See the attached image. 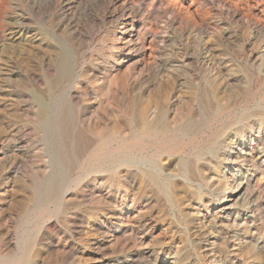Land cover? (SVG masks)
I'll list each match as a JSON object with an SVG mask.
<instances>
[{
    "label": "rangeland",
    "instance_id": "1",
    "mask_svg": "<svg viewBox=\"0 0 264 264\" xmlns=\"http://www.w3.org/2000/svg\"><path fill=\"white\" fill-rule=\"evenodd\" d=\"M0 8V264H264V181L255 197H236L237 221L223 231L210 225L217 206L199 207L187 186L171 198L152 187L134 192L126 172L123 179L109 169L81 175L101 145L90 131L128 129L135 97L223 99L238 104L234 115L263 100L264 31L253 25L264 27V0H0ZM127 10L128 22L142 27L134 40L119 34ZM258 124L226 138L234 140L237 184L246 180L247 155L264 150V121ZM176 164L162 166L175 175ZM133 193L150 197L140 218ZM254 213L258 221L240 226Z\"/></svg>",
    "mask_w": 264,
    "mask_h": 264
},
{
    "label": "bare ground",
    "instance_id": "2",
    "mask_svg": "<svg viewBox=\"0 0 264 264\" xmlns=\"http://www.w3.org/2000/svg\"><path fill=\"white\" fill-rule=\"evenodd\" d=\"M229 7L231 8L232 5ZM140 12H142V11L140 10ZM237 13H235L234 15H237ZM131 14L132 13L127 10L124 13L125 16L121 17V19L125 18V22H124L125 25L122 22L124 25V29L119 30V34H121L123 36L129 35L132 38L134 36L136 37V35L141 32L142 27L140 28L134 22L133 23L128 22L132 19L130 16ZM159 15H160L159 17H164L165 13L162 12ZM250 21H251V19H250ZM254 21L253 22L255 24L253 26H254L255 30L257 31V33L263 32L264 27H262V24H260L261 21H260V23H258V20H257V22H256V20H254ZM1 26L2 25H0V27ZM15 27H17V26H15ZM20 36H18V37H20ZM147 36H149V34H147ZM9 39H10V37H9ZM120 39L124 40L125 38L124 39L120 38ZM132 39L134 40V38H132ZM33 45H35V44H33ZM142 48H144V47H142ZM211 53H212V51L210 49L209 50L207 49V51L205 52L206 56L205 57L203 56L204 59L205 60L208 59L210 57ZM203 55H204V53H203ZM2 71H4V70H2ZM2 71H1V73H3ZM58 73H60V72H58ZM12 76H11V78H12ZM66 76H67V74H66ZM261 77H262V75H261ZM106 88H109V87H106ZM172 93L162 92L161 94L154 96V97H152V96L144 97L142 95V96L135 97V98L131 99L130 101H128V104H129L127 107L128 108V112H127L128 113L127 114L128 115V129L124 128V130H120V131L116 132V134L113 132L111 134L110 133L106 134L105 132H103L101 130L99 131L96 129H94L93 131H90L91 134H94L98 138V140L101 141V145L100 144L97 145L94 148L95 151L91 152V155L88 154L89 155V160L87 162L88 166L86 163V166L84 167L83 173L81 175L85 176V175L93 173V172H99L100 173V172H104L105 170L109 169V170H113L116 173L115 176H117V174H118V176H120L122 178L121 173L126 172L127 177L128 178L131 177V179H132L131 185L134 187V190H135L134 192L140 191V193L145 194L146 191L150 187H152L155 190H157L160 194L165 195V196H170L171 198H172L171 195L174 193V191H178V188L180 186H182V185L187 186V188L189 190H191L190 195L191 196L193 195V198H195L197 200L199 207H203V209H206V211L210 212L211 207L217 206L216 210L214 212L212 211L213 213L211 215L210 225L212 227L218 226L223 231L229 230L232 226H234V224L236 223L237 218H238V217H235L237 215H234L233 210H234L235 204H232V202L236 199V197H240V195H242V192L243 193L248 192L251 195V198H253V197H255L257 190H259L261 188L262 182L264 181V150L259 152V153H255V154L253 153V154L247 155V157H249L248 160L250 161L251 165H250V168L248 169V171L246 173V180H245V182H242V183L240 182L239 184H237V180H235L236 174H233L234 173L233 172V170H234L233 166H236L238 157L235 156V154L237 155V153H235V151H234L235 146L231 145V142L233 139L230 140L229 142H227V141L229 140V138H231V136H237L238 131H240L242 129L250 131L252 133L256 129V126H258V128L260 129L261 125L258 124V122L264 121V118L262 117V118H259V120H258L257 115L260 111H262V110L264 111V99L259 101V102H255V104L253 106L254 108L247 109V111H244L239 115H234L233 113H231V109L236 104L232 105L231 101L224 102V101H222L223 99L220 101L219 99L215 100L212 98V100H211V98H210V100H206V101L201 102L200 100H196V99L193 100L191 98L190 99H179L177 96H175ZM193 93L196 94L195 92H193ZM202 93H203V91H202ZM8 96H10V95H8ZM237 97H239V96H237ZM34 99H35V102L38 106L39 114L42 115V113H44V110H45V104L43 101H41L39 96L35 95ZM128 100H129V98H128ZM245 102L247 103V101H245ZM235 103H237V102H235ZM238 103H239V101H238ZM181 107H185L186 111L182 112L181 110H179V108H181ZM246 108H248V106ZM15 111H14V113H15ZM26 112H27V110H26ZM28 113L29 112H27L26 114H28ZM261 113L262 112H260V114ZM29 114H28V116H29ZM32 117H34V116H32ZM92 119H94V118H92ZM104 124H105V122H104ZM112 124H113V122H112ZM85 127H87V126H85ZM103 127L105 128V126H103ZM111 128H113V127H111ZM15 129H18V127ZM109 129H110V127H109ZM115 129H116V127H115ZM257 131L259 134H261V131H259V130H257ZM257 138H259V137L257 136ZM252 139H253V137H252ZM261 139L262 138H259L258 141L261 142ZM106 142H111V145L116 144V146L113 148H108L105 145ZM102 143H104V144H102ZM87 146H89V145H87ZM255 148H256V145H255ZM256 149H258V148H256ZM252 150H253V147H252ZM89 152H90V150H89ZM165 159L166 160L167 159H176V161H177L176 167L180 173H177L175 175L166 173L165 171L169 170L170 168L167 170H164L162 163H163V160H165ZM172 166L175 167V165H172ZM204 166L210 167V169H209L210 173L208 175H206V177H202V175H201L202 167H204ZM109 174H111V173H109ZM124 178H126V175ZM128 181H129V179H128ZM138 183H140V184H138ZM225 185L228 187V191H227V193H225L224 197H222V199H220L219 196L221 193H223V189H224ZM203 186H205L204 189H202ZM98 188L100 191V187H98ZM233 188H234V190L232 193H234V195L229 196V193H231V190ZM52 193H54V192H52ZM260 194H262V193H260ZM54 195H56V194H54ZM139 196H140L139 193H133L132 204H131V208L136 212L137 218L142 217V213H141L143 210L142 207H146L148 205L147 203H148L149 198H150L146 195L140 196V197ZM173 196H174V194H173ZM234 196H235V198H233ZM127 197H129V196H127ZM122 199H124V198L122 197ZM119 201H118V203H120ZM126 205L128 206V204H126ZM118 206L119 205H117V207ZM175 207L177 208L178 206H175ZM141 208H142V210H141ZM199 209H201V208H199ZM247 213H249V212H247ZM255 213H254V215L252 214V215H247L245 218L243 217V222H241L240 226H246L247 223H255L256 221H258L259 218H257V215H255ZM179 214H182V213H179ZM117 216H119V215H117ZM112 219H110V220H112ZM242 223H243V225H242ZM120 225H121V223H120ZM141 225H143V224H141ZM122 226H123V224H122ZM94 228H96V227H94ZM131 228H132V230H134V228H136V226L132 224ZM255 230H256V228H255ZM96 231H98V230H96ZM118 231H119V229H118ZM228 236H229V234H228ZM216 238H215V240H216ZM226 239H229V238H226ZM250 241H252V240H250ZM258 241H261V238L258 239ZM209 242H211V241H209ZM249 251H250V249H249ZM177 263L178 264H185L183 262H177Z\"/></svg>",
    "mask_w": 264,
    "mask_h": 264
}]
</instances>
